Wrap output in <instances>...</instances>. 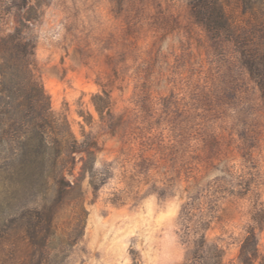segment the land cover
I'll use <instances>...</instances> for the list:
<instances>
[{"label": "rangeland", "instance_id": "rangeland-1", "mask_svg": "<svg viewBox=\"0 0 264 264\" xmlns=\"http://www.w3.org/2000/svg\"><path fill=\"white\" fill-rule=\"evenodd\" d=\"M27 1L0 0V37L32 16L22 29L54 112L99 146V187L88 177L82 201L57 207L69 264H182L202 234L243 264L251 226L264 264V100L237 45L190 0ZM225 2L237 24L264 27V0ZM23 183L15 210L53 204V180Z\"/></svg>", "mask_w": 264, "mask_h": 264}, {"label": "trees", "instance_id": "trees-1", "mask_svg": "<svg viewBox=\"0 0 264 264\" xmlns=\"http://www.w3.org/2000/svg\"><path fill=\"white\" fill-rule=\"evenodd\" d=\"M190 5L198 21L237 45L264 100V27L237 24L225 0H190ZM31 19L25 15L13 32L0 37V183L6 201L0 213V264H69L72 244H66L58 231L57 207L68 199L82 201L88 177L91 186L99 187L95 183L99 146L90 135L79 140L69 120L54 112L50 95L33 69L35 44L22 29L25 20ZM107 106L106 100L96 101L101 114ZM15 140L18 148L5 147ZM23 180H53L57 186L53 204L37 212L15 210ZM260 215H254V220L262 222ZM225 254L221 244L202 234L187 247L182 264H225ZM258 257L257 232L251 226L242 240L239 259L243 264H256Z\"/></svg>", "mask_w": 264, "mask_h": 264}]
</instances>
